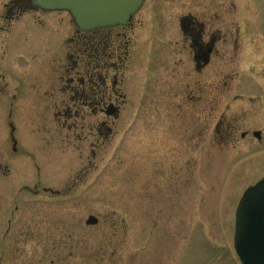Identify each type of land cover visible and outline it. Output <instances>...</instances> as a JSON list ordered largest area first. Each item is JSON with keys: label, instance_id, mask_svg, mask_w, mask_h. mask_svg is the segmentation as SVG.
<instances>
[{"label": "rangeland", "instance_id": "obj_1", "mask_svg": "<svg viewBox=\"0 0 264 264\" xmlns=\"http://www.w3.org/2000/svg\"><path fill=\"white\" fill-rule=\"evenodd\" d=\"M187 14L215 32L201 70L171 48ZM61 16L0 20V264H240L235 209L264 178V0H146L115 117L44 107L56 39L31 36Z\"/></svg>", "mask_w": 264, "mask_h": 264}, {"label": "flooded vegetation", "instance_id": "obj_2", "mask_svg": "<svg viewBox=\"0 0 264 264\" xmlns=\"http://www.w3.org/2000/svg\"><path fill=\"white\" fill-rule=\"evenodd\" d=\"M138 13L124 26L84 32L74 25L66 12L43 11L33 6L30 0H13L5 5L0 20H18L24 15L37 18L51 14L62 15L57 25L52 26L53 30L48 31L41 24L36 31H32L34 34L31 36L41 40L40 35L44 33L49 40L56 39V43L46 49L45 53V64L50 66L53 77L43 91L44 107L49 114L56 116L88 114L109 117L107 113L111 112L113 116L110 117H115L124 105L125 96L121 91V86L123 88L124 85L123 74L136 49L131 35L137 27L142 26L140 21L134 22ZM67 17L72 27L69 32L66 27ZM2 30L0 26V32ZM176 30L181 36L176 38L175 43L170 44L176 55L183 51L198 70L208 66L214 51L215 32H209L205 22L197 21L190 14L180 18ZM166 55L169 56L170 52L162 51L161 62H168ZM177 63L178 59L173 62L176 68ZM173 108L181 109V102L176 101ZM102 126L105 127V124L102 123ZM252 136L257 140L261 137L259 132H252ZM245 137L246 133L241 134V138ZM12 141L15 146L13 138Z\"/></svg>", "mask_w": 264, "mask_h": 264}, {"label": "water", "instance_id": "obj_3", "mask_svg": "<svg viewBox=\"0 0 264 264\" xmlns=\"http://www.w3.org/2000/svg\"><path fill=\"white\" fill-rule=\"evenodd\" d=\"M43 11L66 12L74 25L89 32L124 26L146 0H30ZM107 116H113L111 112ZM96 219L88 218L87 225ZM233 248L240 264H264V179L248 187L234 213Z\"/></svg>", "mask_w": 264, "mask_h": 264}]
</instances>
